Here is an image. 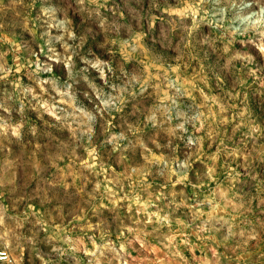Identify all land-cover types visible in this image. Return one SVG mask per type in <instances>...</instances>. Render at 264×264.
<instances>
[{"label":"rangeland","instance_id":"obj_1","mask_svg":"<svg viewBox=\"0 0 264 264\" xmlns=\"http://www.w3.org/2000/svg\"><path fill=\"white\" fill-rule=\"evenodd\" d=\"M0 264H264V0H0Z\"/></svg>","mask_w":264,"mask_h":264},{"label":"built area","instance_id":"obj_2","mask_svg":"<svg viewBox=\"0 0 264 264\" xmlns=\"http://www.w3.org/2000/svg\"><path fill=\"white\" fill-rule=\"evenodd\" d=\"M9 257V252L4 248H0V261H6L9 259Z\"/></svg>","mask_w":264,"mask_h":264}]
</instances>
